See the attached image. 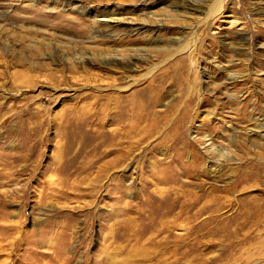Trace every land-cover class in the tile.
<instances>
[{
	"label": "rangeland",
	"instance_id": "374dc122",
	"mask_svg": "<svg viewBox=\"0 0 264 264\" xmlns=\"http://www.w3.org/2000/svg\"><path fill=\"white\" fill-rule=\"evenodd\" d=\"M0 264H264V0H0Z\"/></svg>",
	"mask_w": 264,
	"mask_h": 264
},
{
	"label": "bare ground",
	"instance_id": "6f19581e",
	"mask_svg": "<svg viewBox=\"0 0 264 264\" xmlns=\"http://www.w3.org/2000/svg\"><path fill=\"white\" fill-rule=\"evenodd\" d=\"M106 21H107V20H106ZM109 21H110V20H109ZM109 21H108V22H109ZM103 22H104V21H103ZM112 22L115 23V22H117V20L114 19ZM122 23H123V22H122ZM142 30H143V32H146V31L149 32L151 29H150V30H149V29H146V30H145L144 27H138V28H133V30H131V31L139 32V31H142ZM139 33H140V32H139ZM129 126H130L129 124H125V125H124V127H127V128H128ZM129 128H130V127H129ZM128 132H129V130L126 131L127 134H128Z\"/></svg>",
	"mask_w": 264,
	"mask_h": 264
}]
</instances>
